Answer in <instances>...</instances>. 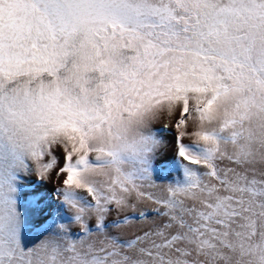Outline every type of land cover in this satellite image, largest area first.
Segmentation results:
<instances>
[{"label":"snow or ice","instance_id":"snow-or-ice-1","mask_svg":"<svg viewBox=\"0 0 264 264\" xmlns=\"http://www.w3.org/2000/svg\"><path fill=\"white\" fill-rule=\"evenodd\" d=\"M0 264H264V0H0Z\"/></svg>","mask_w":264,"mask_h":264},{"label":"rangeland","instance_id":"rangeland-1","mask_svg":"<svg viewBox=\"0 0 264 264\" xmlns=\"http://www.w3.org/2000/svg\"><path fill=\"white\" fill-rule=\"evenodd\" d=\"M179 118V113L176 116L169 117L165 115L159 121L153 124V128L158 131V135L162 138V145L157 154V158L154 161V167L158 171L165 172L166 175L176 176L178 173L174 168V162L177 159V144L175 140L176 129H174L173 125L176 123V120ZM168 126V130H164V126ZM190 130H194L197 125L193 124L191 121L189 122ZM183 142L186 144H190L192 139L189 137H185ZM63 162V161H61ZM64 177L61 176L59 179L55 177L53 174L52 178L48 180L46 184H39L36 182V176H28L24 180V189L26 192L38 191L44 194L46 199H51L54 195V190L62 186V181Z\"/></svg>","mask_w":264,"mask_h":264}]
</instances>
